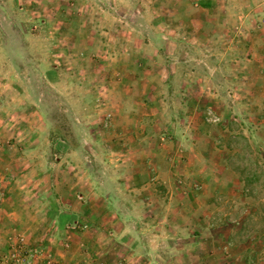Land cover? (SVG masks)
Segmentation results:
<instances>
[{
	"label": "rangeland",
	"instance_id": "374dc122",
	"mask_svg": "<svg viewBox=\"0 0 264 264\" xmlns=\"http://www.w3.org/2000/svg\"><path fill=\"white\" fill-rule=\"evenodd\" d=\"M204 1L0 0V166L36 140L40 168L58 158L84 169L123 227L122 235L109 228L114 243L147 251L151 264H264V0ZM197 12L201 25L186 21ZM162 34L172 38L168 54ZM143 91L148 108L138 112L149 113L143 125L155 144L178 142L161 156L167 170L151 199L127 181L133 155L117 154L130 141L117 142L112 105ZM58 126L81 149L62 154L68 143L51 139ZM197 137L201 148L208 138L211 155L200 149L194 159ZM71 192L85 201L87 191Z\"/></svg>",
	"mask_w": 264,
	"mask_h": 264
},
{
	"label": "crops",
	"instance_id": "0c3cea01",
	"mask_svg": "<svg viewBox=\"0 0 264 264\" xmlns=\"http://www.w3.org/2000/svg\"><path fill=\"white\" fill-rule=\"evenodd\" d=\"M198 2L194 4L195 7L199 5ZM204 2H207L210 7L218 4V0H206ZM202 9L208 10L201 6L197 10ZM198 13L195 14L194 19L187 18L186 21L194 23L196 19L197 23L201 25L202 21L198 20ZM161 41L166 42L165 45L162 44V52L168 54L172 38L168 34H162ZM147 54L149 59L155 58L150 53ZM132 55L137 58L135 56L137 54L134 52ZM122 70L125 72L124 76L128 78L127 80H133L134 73L132 70H128L126 67ZM140 78H138L137 85L144 89ZM169 78L168 72L166 82ZM134 83L131 82L130 90H134L131 87ZM141 94L142 100H139V97L135 100L129 99L130 97L127 99L123 95L118 97L115 104H112L116 108L114 115L118 131L117 142L121 139L124 140L125 137H128L130 141L129 148H118L116 151L118 155H133V160L130 161L132 172L128 175L127 181L134 186H141L142 190H146L148 193L146 199H151L150 188L157 183H163L158 179L167 170L163 167L161 156L164 152L169 153L170 149L178 151V142L174 140L172 142L174 146H171L169 139L163 143L164 138L160 137L157 140L160 147H157L158 144H155L154 138L143 125V121L149 113L147 111L145 113L138 112L139 108L144 110L148 108L146 102L148 93L143 91ZM132 105L137 106L135 112L131 111L129 114H125L126 106L130 108ZM170 127L172 128V126ZM207 139L205 138L206 141L202 148L204 140L199 145L202 138L197 137L195 141L191 142L192 145L190 144L189 150L194 159L196 158L195 155L202 151L200 149H204L203 152H209L211 155V145ZM50 142L52 146V141L50 140ZM35 143L36 140L32 144H28L31 148H26V151L24 148H17L18 157L15 156L16 153L12 154L15 158L8 155L10 160L5 161L9 164L6 165L2 162L0 166V189L3 187L0 193L1 191L5 192L4 196L0 197V260L5 259L7 264H24L23 262L49 264L50 262L47 261L46 257L49 258L50 256L54 263L65 261L85 264H126L120 258V255H126L131 264H140L139 262L143 261L144 264H151V258L147 256V251L144 250L143 252L142 250L141 255L138 253L137 255L131 254L128 251L135 246L125 247V243L122 241H118V244L114 243L115 240L110 237L112 231L109 228L116 227L118 235H122L123 227L120 226L116 213L109 211L108 206H106L110 200L109 196L92 191L89 175L83 171L84 169L74 172L72 163L69 161L62 163L58 158L56 160L49 158L46 167L40 168L37 160L39 157L35 154V151H38V148L34 146ZM79 149L81 148L72 149L67 146L66 148H59V151H65L62 154L68 156ZM50 151L55 155L58 152L57 148H50ZM143 152L148 154L140 156ZM150 152H152L153 157ZM0 153H2L1 150ZM150 157L153 159L151 160ZM12 163L17 167L16 171L18 170L19 175L13 182L8 176V169L12 171L13 168ZM125 183L127 184L126 180L121 182V184ZM73 187L77 190L87 191L84 202L78 201L75 195H72L71 189ZM88 218L92 219L93 222H88L90 221ZM74 219L87 221L90 223L91 229L88 231L73 230L71 227L67 229L68 223ZM18 240L23 241L16 248L14 244ZM209 247L211 248V244ZM29 248L34 249L29 252ZM147 249L148 246H146ZM34 250L41 251L42 254H34ZM13 251H17L19 260L10 258Z\"/></svg>",
	"mask_w": 264,
	"mask_h": 264
},
{
	"label": "trees",
	"instance_id": "16d2710c",
	"mask_svg": "<svg viewBox=\"0 0 264 264\" xmlns=\"http://www.w3.org/2000/svg\"><path fill=\"white\" fill-rule=\"evenodd\" d=\"M57 138L63 139L65 142L68 143L69 147L72 149H76L79 147V142L77 140V137H75V135H73L71 132L68 134L64 133L61 127L59 126L56 128H53L52 133H51L52 140H55ZM250 177H253V176H248L246 178V182H251L253 178H250Z\"/></svg>",
	"mask_w": 264,
	"mask_h": 264
},
{
	"label": "built area",
	"instance_id": "2783aa9c",
	"mask_svg": "<svg viewBox=\"0 0 264 264\" xmlns=\"http://www.w3.org/2000/svg\"><path fill=\"white\" fill-rule=\"evenodd\" d=\"M80 197H82V196H80ZM89 226L90 225L88 223H84V224L83 223H81V224L76 223L73 226H71V228H73V229H76V228L80 229L81 228V229L86 230V229H88ZM66 246H68V245L66 244ZM40 253H41V251L34 250V254H40ZM10 258L13 260H19L17 251H13L10 255ZM48 262H50L49 264H54V262H53V260H51L50 256H49ZM0 264H7L6 260L5 259L0 260ZM60 264H67V263H60Z\"/></svg>",
	"mask_w": 264,
	"mask_h": 264
}]
</instances>
